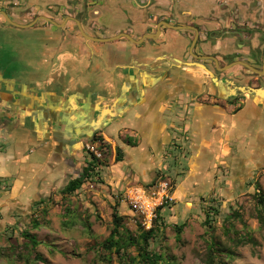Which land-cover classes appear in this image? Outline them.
Here are the masks:
<instances>
[{"label":"crops","instance_id":"1","mask_svg":"<svg viewBox=\"0 0 264 264\" xmlns=\"http://www.w3.org/2000/svg\"><path fill=\"white\" fill-rule=\"evenodd\" d=\"M253 3L259 6L250 10ZM4 10L19 23L40 15L65 23L70 15L89 35L107 38L125 32L135 39L155 33L162 21L175 24L163 14L180 11L187 24H201V38L210 30L211 37L198 48L214 54L236 49L218 36L227 16L254 18L262 22L257 24L260 28L264 26V0H0V11ZM40 22L29 25L49 35L50 29ZM8 26L0 17L3 33L14 39L15 33L9 32L14 27ZM72 30L71 25L65 29L64 40L53 36L38 45L22 40L26 48L22 43L13 47L11 86L19 88L14 96H21L15 97L11 119L0 111V229L17 224L22 214L39 204L71 196L74 192L62 190L92 161L88 143L102 152L109 150L108 160L105 154L102 158L108 163L103 176L112 188L103 195L121 209L128 202L116 200L117 185L142 187L167 168L178 177L176 204L205 195L264 193V76H244L236 84L235 75H244L245 66L240 64L229 69L230 75L218 76L209 64L184 58L190 42L186 34L180 43H166L177 35L165 25L157 39L140 44L126 37L94 41ZM252 43L259 46L261 41L253 38ZM248 49L243 43L238 59L248 60ZM251 81L260 91L241 88ZM62 106L83 109L71 124L74 129L82 126V146L72 144L64 131L59 129L58 134L50 124L48 112ZM20 109L24 116L18 117ZM30 115L41 122L33 126L26 121ZM112 115L117 117L105 125ZM97 129L108 136V148L89 141ZM116 148L123 153L120 161ZM87 184L76 190L80 197L101 198L102 192ZM39 226L35 220L32 227Z\"/></svg>","mask_w":264,"mask_h":264},{"label":"rangeland","instance_id":"2","mask_svg":"<svg viewBox=\"0 0 264 264\" xmlns=\"http://www.w3.org/2000/svg\"><path fill=\"white\" fill-rule=\"evenodd\" d=\"M255 6L259 5L251 4L250 10ZM179 12L177 14L174 11L163 16L172 17L177 25L187 24L183 18L184 13ZM227 17L225 24L217 30L218 36L222 34L221 38L225 44L235 45L236 41L248 44V36L251 35V39H260L261 42L264 40V26H258L261 21L254 18L235 20L231 16ZM196 24L195 21L193 25ZM9 32L15 33L16 40H27V44L34 45H38L41 39L48 36L46 32L37 31L34 27L18 30L15 27L14 30L9 28ZM207 32V37H202L200 42L209 40L210 30ZM173 33L177 36L174 40L172 36L168 37L166 43H180L185 34L190 40L194 36V31L187 29H174ZM256 33L262 36H257ZM238 34L240 36L236 40L235 35ZM189 44L190 42L187 48ZM22 47L26 48V45ZM224 56L225 61L233 59V51ZM184 58L199 61L192 59L187 53ZM200 63L211 66V61ZM208 68L211 73L212 68ZM242 70L244 75L240 81L244 76L254 73L247 68ZM228 71L229 69H226L224 73L230 75L232 72ZM95 135V138H90L89 141L98 142L102 147L108 148L109 139L106 133L96 131ZM113 140L111 138V142ZM97 148L99 149L98 146ZM118 151L116 148V157ZM109 154L108 149L103 150L106 161ZM91 158L95 168L86 178V182H89L87 187L102 192L101 198L93 200L92 196L87 195L81 198L80 193L75 191L71 196H63L58 200L53 198L49 205L39 204L32 212L22 214L17 224L0 229V264H132L128 256L137 255L135 247H130L122 252V255H118L115 251L109 252L100 246L114 227L113 205L109 204L107 197L103 195L108 193L112 186L106 184L103 176L104 166L108 163L102 158ZM170 170L167 168L160 171L150 182H144L142 185V188L148 190L161 182L169 183V197H164L162 203L155 208L152 225H159L160 232L149 241L148 251L164 253L170 262L177 264H264V202H258L259 193L239 192L232 197L223 195L214 196L215 198L205 195L176 204L177 196L174 193L178 177L172 176ZM116 187V200L124 199L128 202L126 208L121 209L117 205L119 215L123 217L124 227L132 232H136L139 225L146 227L143 225L144 215L135 208L129 197L134 187ZM261 193L264 194L262 191ZM68 201L75 204L71 205ZM79 201L83 203L80 204ZM35 220L39 222L38 228L32 227ZM181 225L183 228L179 234L177 230ZM28 232L36 236L39 241L37 247L26 237L25 233ZM40 256L47 262L40 259Z\"/></svg>","mask_w":264,"mask_h":264},{"label":"flooded vegetation","instance_id":"3","mask_svg":"<svg viewBox=\"0 0 264 264\" xmlns=\"http://www.w3.org/2000/svg\"><path fill=\"white\" fill-rule=\"evenodd\" d=\"M2 12H6V13H8V12L5 11V10L4 11H0V17L2 18L3 22L6 23L9 26H13V27H17V28L33 27L34 24L29 25L31 22H34V20H39V19L42 20V22H40V23H42V25L44 27H48L50 29L49 30L50 33L47 36V39L54 36V37H59L60 39H63L64 40V37L66 36L65 29L68 28L70 25H71V27L73 29L72 30L73 32L82 35L81 34V31L79 29V26H78V24L76 22V20H79V19H77L76 17L70 16V15H68V17H67L68 20L65 23H64V19H61V20L58 21L55 18L49 17L47 15H40L38 17H35L36 19H32L31 22H27V23H19V22L15 21V22H17L19 24H22V25H29V26H25L24 27V26H17V25L12 24L7 19V17H5V15ZM45 17L49 18L50 20L47 19V18H45ZM51 20L52 21H55L56 24L54 22H52ZM12 21H14V20H12ZM68 21H70V22L68 23ZM175 25H177V24H175ZM194 26H196V25H194ZM196 27L199 29L198 26H196ZM187 30L194 31V36L190 40V44H189V46L187 48V51H186L187 54L190 57H192V59H196V60L204 61V62L205 61H211V66L213 67V69L215 70V72H219L218 73V76H220V74L223 73L225 70L219 69V67H218V65H217V63L215 62L214 59H212V58L204 59V58H200V57H197V56L192 55V53L190 52V49H191L192 42H193V39L195 37V33L196 32L193 29H187ZM3 31L4 30L0 28V111H2L3 113H5L6 114V117L8 116L7 117L8 119H11L9 117H11L10 115L12 114V112L15 109V106H16L14 104L15 97L16 96H21V95L14 96L15 95L14 93L15 92H18V89L19 88L18 87H12L11 86V83H13V81H15V80H13L12 72L10 71L9 67H10V64H13L14 63V50H13L14 48L13 47H14V45L16 46L17 44H21L22 43L21 42L22 40H20V39L16 40L15 38L13 39V38H11L9 36H6L5 33H3ZM57 31H60V33L57 32ZM199 31H200V29H199ZM256 34L258 35V33H256ZM221 36H222V34L220 35V37ZM239 36H240L239 34L238 35H235L236 40L238 39ZM206 37H204V38H206ZM250 37L251 36H248L249 43L247 44V46L249 47V49H248V57H247L248 60H246V61L248 63L252 64V65H260L261 67L260 68L258 67V69L262 70L263 69V64H264V40L260 43L259 46H254L253 43H252V39ZM200 39H201V36H200V33H199L198 40H197V42H196V44H195V46L193 48L194 53L196 55H207V56H214V57H216L217 60H218V64H219L220 67H223V66L227 65L226 63H228V62L231 63V62H233L235 60H238L237 58L240 57V53L241 52L239 50H240V46L243 44L241 42H237L236 41V43H235V48L236 49L234 48L235 50L234 51L232 50L233 51V56L235 58L233 57V59H231V60H228V61L226 60L227 62L225 63V58H224L225 56H224V54H227L229 52L231 53L232 51H228V52H225V53L221 52V54H219V53L218 54H214V53H203L198 48V46L201 44ZM231 68H229V69H231ZM245 68L249 69L246 66H245ZM249 70H251V69H249ZM253 75H260V74L254 72ZM261 76H264V74H262ZM235 77H234L235 78L234 82L236 84H239L240 82H238V81H240V79L242 78V75L241 76H236L235 75ZM230 83H231V86L233 87V83L232 82H230ZM250 85H252V81L250 82ZM217 92H218V94H220V92H221V90H220L219 87H218ZM238 92H240L239 89L236 90V93H238ZM19 107L21 108V105L20 104H19ZM119 110L120 109L116 110V112H120ZM116 117H117V115L108 116L107 121H106L107 123L105 125L108 126L110 124V122L112 120H114ZM26 121L27 122H31L33 124V126L35 125V123L41 122L40 120L38 121V120L35 119V115H30L28 119L26 118ZM49 122H50V124L52 123V125L55 124L52 121H49ZM89 126H91V125H89ZM107 126H105V127H107ZM54 129H55V131H57V128L55 126H54ZM102 129H105V128H102ZM99 130L100 129H97L96 131H99ZM75 134H76V137H75L73 143L78 142V143L82 144L83 142H82L81 139H82V136L83 135H81V134L78 135L77 132H75Z\"/></svg>","mask_w":264,"mask_h":264},{"label":"trees","instance_id":"4","mask_svg":"<svg viewBox=\"0 0 264 264\" xmlns=\"http://www.w3.org/2000/svg\"><path fill=\"white\" fill-rule=\"evenodd\" d=\"M81 111H83L81 107L79 109L75 108V110H71L69 106H62L61 109H58L56 107L54 110L51 109V111L48 112L50 115V120L55 123L54 125L57 128L58 134H62L60 133L59 129H61V131H64L62 135L69 138L68 140L71 141L72 144H74L73 141L76 137L75 132H77L78 135L83 134L81 130L82 126H78L74 129V126L71 125L72 123L78 121V116H82ZM23 112L24 111L20 109L17 113L18 117L24 116L21 115V113ZM95 132L96 130L91 131V138H95ZM78 145L82 146L80 143ZM122 159L123 153L121 152V150H119L117 160L120 161ZM94 160H96V158ZM94 168L95 163L92 161L89 162L86 166L81 167L78 170L77 176L75 178H70L68 181H66L63 192L72 193L82 187V185L86 181V178L90 176ZM258 202H264V194H262L261 192L259 193ZM113 222L114 227L112 228L109 237L102 241L100 245L104 250L109 252L115 251L118 255H120L128 248L135 247L138 251L137 255L128 256V260L132 262V264H177L173 261L170 262V260L166 258L164 253L158 254L148 251L149 241L160 232L159 225L153 224L150 228L139 225L137 231L132 232L129 228L124 227L123 217L119 215L117 205L113 206ZM37 226L38 225H35V227ZM182 228V225L178 227L177 232L179 234L182 232ZM25 235L26 237H28L34 247H37L39 245V241L37 240L35 235H32L29 232L25 233ZM39 258L43 261H46V259L42 258L41 256Z\"/></svg>","mask_w":264,"mask_h":264},{"label":"water","instance_id":"5","mask_svg":"<svg viewBox=\"0 0 264 264\" xmlns=\"http://www.w3.org/2000/svg\"><path fill=\"white\" fill-rule=\"evenodd\" d=\"M2 13H3V14L5 15V17H7V19H8L12 24H14V25H17V26H24V27H25V26H29V25H22V24H19V23L15 22V21H12V20L8 17V15H7L6 12H2ZM45 18H47V17H45ZM47 19H49V18H47ZM49 20H50V19H49ZM51 21H52V20H51ZM52 22H54V23L56 24L55 21H52ZM76 22H77V24H78V26H79V29H80V31H81V34H82L85 38H88V39H91V40H94V41H104V40H106V41H107V40L110 41V40H114V39H119L120 37H126V38L129 39L130 41H132V42H134V43H138V44L142 43L145 39H157V38L159 37V35H160L161 25H165V26H167V27H170V28H172V29H177V30L193 29V30H195L196 33H195V37H194V39H193L192 46H191V49H190V52L192 53V55L197 56V57H200V58H204V59H207V58H212V59H214L215 62L217 63V65H218L219 69H221V70H226V69H229V68H231L232 66H234V65H236V64H240V65H244V66L248 67L249 69H251L252 71H254V72H256V73H258V74H260V75L264 74V64H263V69L260 70V69H258L257 67H255L254 65L248 63L247 61L242 60V59H238V60H235V61H233V62H231V63H229V64H227V65H225V66H223V67H220L219 64H218V60H217L216 57H214V56H207V55H196V54L194 53V51H193V48H194V46H195V44H196V42H197V40H198V37H199V33H200V31H199V29H198L196 26H194V25H190V24H179V25H175V24L168 23V22H166V21H162L161 24L158 25L157 30H156L155 33H145V34L142 35L139 39H135V38L132 37L130 34L125 33V32H122V33H119V34H117V35H114V36H112V37H107V38L95 37V36L89 35L88 33L85 32V30L83 29L82 24L80 23L79 20H76ZM241 88L244 89V90H246V91H248L249 93H252V92L257 93L258 91H260V88H257V87L255 88V87H253V86H249V87H247V88H244V86H241Z\"/></svg>","mask_w":264,"mask_h":264},{"label":"built area","instance_id":"6","mask_svg":"<svg viewBox=\"0 0 264 264\" xmlns=\"http://www.w3.org/2000/svg\"><path fill=\"white\" fill-rule=\"evenodd\" d=\"M86 148L93 158H103L102 150H99L94 144L88 143ZM168 186V182H161L148 190L142 187L131 190L129 195L131 203L144 215L143 225H145L146 228L152 226L156 206L162 203L164 197H169L167 192Z\"/></svg>","mask_w":264,"mask_h":264}]
</instances>
